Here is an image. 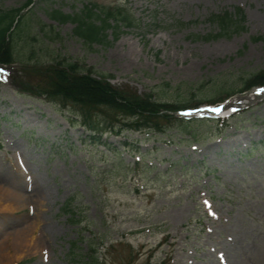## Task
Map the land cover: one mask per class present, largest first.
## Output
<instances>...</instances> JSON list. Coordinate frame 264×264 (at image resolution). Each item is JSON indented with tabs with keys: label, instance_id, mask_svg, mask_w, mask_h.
I'll list each match as a JSON object with an SVG mask.
<instances>
[{
	"label": "rangeland",
	"instance_id": "374dc122",
	"mask_svg": "<svg viewBox=\"0 0 264 264\" xmlns=\"http://www.w3.org/2000/svg\"><path fill=\"white\" fill-rule=\"evenodd\" d=\"M91 4L122 5L135 25L90 44L51 16ZM236 7L245 30L197 37ZM14 38L19 60L0 67L5 264H83L92 245L100 264H264V93L241 85L264 68V0H35ZM64 57L117 86L189 106L224 102L234 115L92 139L71 107L28 89L38 67Z\"/></svg>",
	"mask_w": 264,
	"mask_h": 264
},
{
	"label": "trees",
	"instance_id": "16d2710c",
	"mask_svg": "<svg viewBox=\"0 0 264 264\" xmlns=\"http://www.w3.org/2000/svg\"><path fill=\"white\" fill-rule=\"evenodd\" d=\"M34 1L27 0L20 7L0 9V63L10 64L19 60L14 35L23 24L24 10ZM97 7L96 4L87 6L84 15L53 10L51 16L60 22L71 20L76 23V34L90 44L107 41V31L110 28L118 36L123 27L135 25L133 14L120 5L105 6L99 12ZM208 20L215 25L217 31L197 35L199 39L231 37L246 29V15L240 7L234 13L225 10L212 14ZM36 71L41 72L40 83L38 87L31 85L28 89L36 87L41 94L71 107L92 139H99L98 135L105 131L116 134L124 130L164 132L173 121H183L184 128L189 127V121L174 116L172 111L187 107L190 103L162 101L154 91L139 93L132 87L117 86L110 81V75H95L93 70L79 61L57 58L45 67H38ZM241 85L246 89L264 85V68L244 78ZM224 92L228 96L235 90ZM84 259L83 264H100L98 249L92 245L90 253Z\"/></svg>",
	"mask_w": 264,
	"mask_h": 264
},
{
	"label": "bare ground",
	"instance_id": "6f19581e",
	"mask_svg": "<svg viewBox=\"0 0 264 264\" xmlns=\"http://www.w3.org/2000/svg\"><path fill=\"white\" fill-rule=\"evenodd\" d=\"M204 109H206L207 111L209 110V107H203ZM221 111L222 110H227V108H226V106H224L222 109H220ZM216 112V111H215ZM36 188L37 189H40V190H42V183H39V181H38V179L36 180ZM0 264H5L4 263V260H2V257L0 256Z\"/></svg>",
	"mask_w": 264,
	"mask_h": 264
},
{
	"label": "snow or ice",
	"instance_id": "6c2138e0",
	"mask_svg": "<svg viewBox=\"0 0 264 264\" xmlns=\"http://www.w3.org/2000/svg\"><path fill=\"white\" fill-rule=\"evenodd\" d=\"M3 71V69H0V72H2Z\"/></svg>",
	"mask_w": 264,
	"mask_h": 264
}]
</instances>
